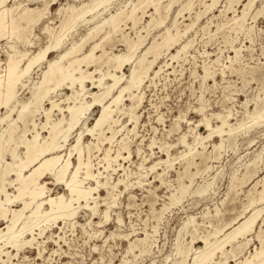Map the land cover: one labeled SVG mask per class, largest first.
Returning <instances> with one entry per match:
<instances>
[{
  "label": "rangeland",
  "instance_id": "rangeland-1",
  "mask_svg": "<svg viewBox=\"0 0 264 264\" xmlns=\"http://www.w3.org/2000/svg\"><path fill=\"white\" fill-rule=\"evenodd\" d=\"M248 1L217 0L208 7L210 0H153L150 5L149 2L148 5L146 2L140 5L138 0H110L107 8L98 10L100 15L94 22L109 18L108 15L115 14L127 4V11L123 12L124 15L121 14L116 31L105 25L107 27L103 26L97 35L93 34V38L85 39L94 22L84 24L81 21L67 31L64 45L49 54L48 60L56 59L60 52L67 50L74 43L81 46V53L87 52L95 42H100L99 48L94 52L96 56L101 53V49L106 51L107 55L124 53L126 49L123 37L136 42L142 41V46L136 52L138 56L153 40L161 42L166 28H169L174 36L176 31L178 34L175 36V44L168 51H159V57L144 80L139 92L140 95L143 94V99L139 108L135 109V128L126 115H119V124L125 125L126 128L111 145L108 142L93 140L91 136H82V142L91 143L89 157L92 172L97 174L99 171L102 175L98 180L103 183L105 180L109 181L110 186L121 181L116 191H112L109 186L107 189L99 188L97 214L92 215L90 211L79 209L73 220H58L56 223L43 225L44 234H35V240L29 247L25 246L18 252L4 248V251H9L10 258L1 256L2 260L7 262L0 264H119L122 260L127 261L126 264H180L181 257L176 253L177 248L190 251L185 263L188 264L195 250L203 246L201 237L208 236L215 228L223 227L237 218L250 200L259 197V191L264 188V122L259 120L255 123L250 116L254 110L264 108V0H254L255 2L246 9ZM92 3V0H9L6 7L11 10L0 21V74H4L8 54H15L17 57L24 52L28 55L36 53L50 43L53 35L71 20L74 16L71 8ZM131 5H136L135 25L127 18ZM244 8L246 15L240 20ZM180 11L181 14L178 15ZM88 17L87 19H90V16ZM184 43L188 44L185 52L181 51L175 59H169L176 55ZM105 60L106 57H103L102 61ZM102 68L105 71L108 66L102 65ZM129 68L130 65L124 68V76L128 74ZM93 69L94 66L87 68L89 71ZM45 70L46 64L43 62L31 71L29 77L22 80L17 86L18 101L25 102L30 99L36 83L41 79V73ZM97 76L98 74L95 75ZM86 86L91 88L89 83ZM70 93L69 89L63 87L51 94L50 98L59 103L60 107H64L66 102H63V99ZM123 99L120 107L129 104V101H125V96ZM49 106L47 100L43 102L44 109ZM4 113L5 109L2 108L0 115ZM57 113V110L51 112V120L60 118ZM99 113V107H91L86 113V124L93 125ZM217 115H229L228 123L232 128L238 124L243 126L229 136L213 134L201 145H197L193 154L183 156L188 152V148L180 142L181 136H185L189 145H194L197 135L205 136L209 133L204 126L205 120H208L212 127L221 124ZM16 117V112H13L11 118ZM35 122L40 127L44 122L43 116L36 115ZM24 125L31 127L27 121L18 122L14 141L6 146L4 161L7 163L11 162L7 151L14 149L15 144L18 145L16 153L23 156L24 149L19 141ZM6 126L7 122L0 124V133ZM38 131L41 137L47 135L46 130ZM29 135L28 133L26 137L29 138ZM121 137L127 148L129 146L130 158H118L112 163L116 171L105 172L101 167L102 157L108 149L111 156L116 155ZM75 138L76 132H70L67 145L61 151L62 155L68 153L69 145ZM215 145L220 147L214 149ZM120 153L126 156L125 152ZM167 158L169 163L150 169L158 160ZM0 165L1 171L4 169L2 161ZM10 177L14 179V176L9 175L6 181H10ZM43 180L47 182L48 194H66L61 185H55L47 176ZM86 183L85 186L94 185L91 180ZM181 184L189 185L187 194L183 195L178 204L172 205L169 203L170 195H178L177 190ZM8 186L7 190L12 193L13 188ZM202 190L206 192L199 193ZM107 191L115 195V200L108 211L107 220H104L102 213L106 206L103 201H110ZM261 205L256 204L259 207ZM20 207L19 203L12 206ZM251 212L249 211V214ZM263 217L264 213H261L255 221L253 233L248 237L251 242L249 241L234 259L228 258L226 264H236L249 253H253L255 248H259L260 242L255 235L260 238L263 236L261 239L264 240V222L261 220ZM3 226L4 222L0 221V227ZM142 239L144 241L138 243V240ZM131 242L137 247L129 253L128 243ZM229 249L230 246L227 247V250ZM215 257L216 260L220 259L219 254Z\"/></svg>",
  "mask_w": 264,
  "mask_h": 264
},
{
  "label": "bare ground",
  "instance_id": "bare-ground-1",
  "mask_svg": "<svg viewBox=\"0 0 264 264\" xmlns=\"http://www.w3.org/2000/svg\"><path fill=\"white\" fill-rule=\"evenodd\" d=\"M8 1L9 0H0V21L5 17V15L8 14L9 10H11L6 7ZM92 1L93 3L91 5L82 4L78 8H74L72 6L73 8H71V12L74 14V16L71 18V20H67L68 22H66L60 28V30L58 32L56 31L57 33L53 35L52 41L43 48H40L36 53L28 55L26 52H24V54H18L20 56L17 57L15 56V54H8L4 74H0V111L2 108L5 109L4 115H0V124L7 122L6 128H3L2 133H0V163L2 161L4 165V169L0 171V221L4 222V226L2 228L0 227V263L5 261L2 260L1 256L10 258L8 256L9 251H4V248H11L18 252L25 246L29 247V245H31V242L35 240V234H37V236H42L44 234L45 229L43 225L49 222L56 223V221L58 220L64 222L73 220L76 217L79 209L90 211L92 215L97 214V200L100 197L98 192L99 188L107 189V187L109 186L112 191H116L117 185L121 183V181H118L117 183L110 186V184L108 183L109 181L105 180L103 183L98 180L99 176L102 175L99 171L97 174H94L92 172V164L89 157L91 143L88 142L89 144H85L84 142H82V136H91L93 140L108 142L111 145V143L115 142L120 136L121 131L125 130L126 128L125 125L119 124V115H122V117L126 115L128 121L133 122L135 128L137 123L135 109L139 106L141 100L143 99V94L141 93L142 95H140L139 92L142 88L144 80L148 72L152 68V65L159 57V51L161 49H165L166 51H168L171 46L175 44V36L178 34L177 31L174 36L172 35L173 33H170V29L166 28L165 36H161L162 41L157 42L153 40L151 44L144 49L143 53L138 56L136 55V52L142 46V41L138 40L136 42L130 40L129 38L123 37V42L126 49L124 53H111L112 55H107L106 51L101 49V53L96 56L94 52L99 48L100 42H95L92 47L85 53H81V46L79 47L78 44L76 45L74 43L70 47H68L67 50L60 52L56 59L48 60L49 54L56 52L57 50L62 48L65 43L68 30H70L78 21H81V23L84 24L94 22L97 19V16L100 15V11L98 12V10L102 7L109 6L110 4V0ZM210 1L211 4L208 5V7L217 2V0ZM253 1L254 0H249L245 8H249ZM145 2L146 4L149 2L150 5L153 0H138V4L140 5H143ZM19 6L21 7V5ZM131 6V9H128L129 11L127 18L132 22L133 25H135V19H137L134 17L136 5ZM127 8V4H124V8H118L119 11L115 12V14L108 15L109 18H100V21L94 22L92 28L88 31L87 36L84 38L87 39L89 37H92L93 34L97 35L105 25H108L112 29V31H116L118 29V24L121 21L120 16ZM245 8L241 12L240 20H242L246 15ZM37 11L40 12V10ZM180 14L181 11L178 12V15ZM13 15L15 14L13 13ZM32 15H34V13ZM88 16H90V19H87ZM163 16H165V14ZM19 19H21V16ZM19 19L17 22H19ZM175 24L176 23L174 22V27ZM22 36L24 37V35ZM187 46L188 44L184 43L180 50L177 51L176 55H172L169 59H175L177 57V54L181 51H184ZM150 56L152 58H149ZM103 57H106L105 61H102ZM101 61L102 63H100ZM43 62L46 64V70L41 73V79L36 83L35 91L31 95L30 99L25 102L18 101L16 99L18 94L17 86L22 83V80L29 77L31 71L39 67ZM102 65L105 67L108 66V68L103 71ZM129 65V72L126 76H124L123 70L126 66ZM89 66H94V69L92 71L87 70ZM96 74H98L97 77H95ZM87 83L90 84V89L87 88ZM63 87L69 89L71 93L69 95H66L63 99V102H66V105L64 107H60V104L52 100L50 98V95L53 94L56 90ZM93 89L97 90L93 92ZM124 96L126 97L125 101H129V104L122 105L120 107L122 100H124ZM87 98L90 100L87 101ZM46 100L48 101L50 106L49 108L44 109L43 102ZM91 107H99L100 113L95 119L93 125L88 126L86 124V113ZM53 110L58 111V113L60 114V118L51 120L52 117L50 114ZM13 112H16V118H11V114ZM38 114H41L44 118V122L41 123L40 127H38V123L35 122V116ZM116 114H118V116H116ZM220 115H217V118L220 120L221 124L216 127H212L209 124L210 122L208 120L203 119L205 120V129L209 131V133L205 136L197 135L194 145H189L185 141V136H181L180 142L188 148V152H186L183 156L193 154L192 152L194 151L195 147L199 144L201 145L202 142L205 139L207 140L208 138H210L211 135L218 134L219 136H222L223 134H227L229 136L238 129H241V127L243 126V124H238L237 127L234 126V128H232V126L228 123L229 115L223 117ZM250 119L255 123L259 120H262V122H264V108L262 110H254V113L250 116ZM24 121H27V124L31 127L27 128L24 125V130L20 137L19 142L21 144V147L24 149L23 156H20L16 153L15 149L18 147V145L15 144L14 149H12L11 151H7L11 158V162L7 163L6 161H4L6 146H8L10 142L14 141L16 128L19 127L17 126V123H24ZM225 128H227L228 130H225ZM38 129H40L41 131L46 130L47 135L45 137H41L39 133L40 131H38ZM72 131L76 132V138L74 142L69 145L68 153L66 155H62L61 151L67 145L66 143L68 136ZM28 133L30 134L29 138L26 137ZM119 142L120 147L117 146L119 147V149L117 150L114 157L110 155L109 149L105 151L102 157L103 163L101 164V167L105 172L111 170L114 173L116 171V168H113L112 163H115L118 158L123 160L130 158V151L128 150L129 146L127 148L122 137L120 138ZM219 147L220 145H215L213 148L218 149ZM120 151L125 152L126 156H123ZM72 158H74V162H72ZM169 162L170 161L168 158L166 160H158L151 166L150 169L153 170L156 168V166L160 164H167ZM9 175L14 176V179L10 177L11 180L6 181V177H8ZM46 176L50 178L55 183V185H61L64 188V192L66 194L58 193L54 196L48 194L49 189L46 186L47 182L43 180ZM104 177L107 178V176ZM262 178L264 179V177ZM110 179L111 178H109V180ZM90 180L93 181L94 185L85 186V184H87L86 181ZM208 183L210 184V182ZM7 185H9L8 187L11 186L13 188L12 193L7 190ZM188 186H184L183 184H181L177 190L178 195L174 193L170 195L169 203L172 205L176 203L178 204L183 195L187 192V189L189 188ZM202 192L204 194V192L206 191L202 190L199 193ZM107 193L110 201L107 202L105 199L103 201V204L106 206V209L102 213V218L104 220H107L108 211L110 210V207L114 205L115 200L114 194L108 191ZM15 203H19L21 207L12 208ZM260 203L262 204L260 207L256 206V204ZM242 211L243 212L241 214L239 213L240 215L237 218L232 219L231 222L225 224L223 227L215 228L214 231L211 232L208 236L201 237L200 242H202L203 246L202 248L195 250V253L192 254L191 258L189 259L188 264H226L228 258L231 257L234 259L237 254L241 253L242 249L250 241L248 237L253 233L255 221L257 220L258 216L261 215V213H264V188L263 190L259 191V197L257 199L250 200L248 205L243 208ZM249 211L252 212L249 214ZM246 213H248V215H245ZM261 220L263 223L264 217ZM188 223L190 224V222ZM35 231L38 232L36 233ZM255 236L260 242L259 248H255L253 253H249L247 257H244L236 264H264V240L261 239L263 236L261 238L258 235ZM191 239L193 238L191 237ZM142 241L144 240H138V243ZM128 244L129 248L127 252L129 253L137 247V245L133 242ZM228 246H230L229 250H227ZM189 252V250L183 251L181 250V248H177L176 253L181 257L180 264L186 263L187 257L189 258ZM217 254L220 255L219 260H216L215 256ZM126 263L127 261L125 262L124 260H122L119 264Z\"/></svg>",
  "mask_w": 264,
  "mask_h": 264
}]
</instances>
